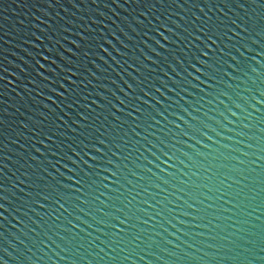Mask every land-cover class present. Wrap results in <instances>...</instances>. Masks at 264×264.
<instances>
[{"label":"water","instance_id":"1","mask_svg":"<svg viewBox=\"0 0 264 264\" xmlns=\"http://www.w3.org/2000/svg\"><path fill=\"white\" fill-rule=\"evenodd\" d=\"M260 2L0 0L4 264H264Z\"/></svg>","mask_w":264,"mask_h":264},{"label":"snow or ice","instance_id":"2","mask_svg":"<svg viewBox=\"0 0 264 264\" xmlns=\"http://www.w3.org/2000/svg\"><path fill=\"white\" fill-rule=\"evenodd\" d=\"M253 3H255V0H253ZM259 8L264 9V0H261V2H260V4H259ZM242 30H247V24L245 25V28L242 29ZM261 30L264 31V25H261ZM208 38H209V39H212V36L209 35ZM197 39H199V37H197ZM212 43L215 44L216 41L213 39V40H212ZM205 47H206V46H205ZM200 54H201V56H204V55H205L204 52H201ZM258 55H259V54H258ZM53 63H54V61H53ZM41 67H42V66H41ZM196 71L199 72L200 69L197 68ZM61 87H62V86H61ZM261 95L264 96V93H261ZM121 103H123V102L121 101ZM257 103H259V101H257ZM100 143H103V141L101 140ZM97 151H99V149H97ZM85 155H87V153H85ZM92 159H94V158H92ZM168 159L171 160L172 157H171V156H168ZM73 163H75V161H73ZM88 167L91 168V165H88ZM45 198H47V197H45ZM0 206H2V205H0ZM5 211H6V210H5ZM124 220H125V219H122V220H121V223H122V224L124 223ZM0 264H4V261H3V260H0Z\"/></svg>","mask_w":264,"mask_h":264}]
</instances>
